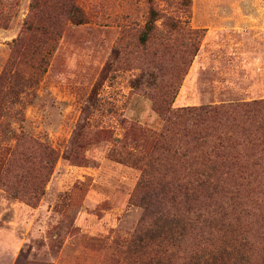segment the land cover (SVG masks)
Instances as JSON below:
<instances>
[{
	"label": "rangeland",
	"instance_id": "rangeland-1",
	"mask_svg": "<svg viewBox=\"0 0 264 264\" xmlns=\"http://www.w3.org/2000/svg\"><path fill=\"white\" fill-rule=\"evenodd\" d=\"M29 3L0 26V264H140L128 245L141 181L181 176L188 150L185 123L158 108L264 102V0H78L88 22L66 27L42 73L23 59L9 67ZM219 192L250 222L264 218V174Z\"/></svg>",
	"mask_w": 264,
	"mask_h": 264
},
{
	"label": "trees",
	"instance_id": "trees-1",
	"mask_svg": "<svg viewBox=\"0 0 264 264\" xmlns=\"http://www.w3.org/2000/svg\"><path fill=\"white\" fill-rule=\"evenodd\" d=\"M21 1L0 0V26L8 27L18 16ZM184 1L191 5L192 0ZM158 19L152 8L139 39L143 46L155 33ZM87 22L78 0H30L20 35L10 45L9 67L23 59L36 62L44 72L66 27ZM193 45L196 56L199 48ZM246 109L158 108L160 114H168L169 125L185 123L182 137L188 150L181 155L185 166L181 176L158 173L141 181L139 188H147L144 214L128 245L140 264H264V218L250 222L246 209L237 214V206L227 204L219 192L227 183H244L254 174H264V102ZM244 116L251 122L248 127L240 120ZM170 132L172 128L166 127L156 139L165 140ZM163 151L165 158L176 157L170 147ZM238 192L224 194L240 199Z\"/></svg>",
	"mask_w": 264,
	"mask_h": 264
}]
</instances>
